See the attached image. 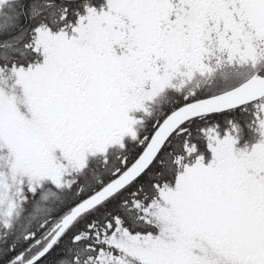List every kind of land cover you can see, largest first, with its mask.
Instances as JSON below:
<instances>
[{
	"label": "snow or ice",
	"instance_id": "1",
	"mask_svg": "<svg viewBox=\"0 0 264 264\" xmlns=\"http://www.w3.org/2000/svg\"><path fill=\"white\" fill-rule=\"evenodd\" d=\"M0 264H264V0H0Z\"/></svg>",
	"mask_w": 264,
	"mask_h": 264
}]
</instances>
